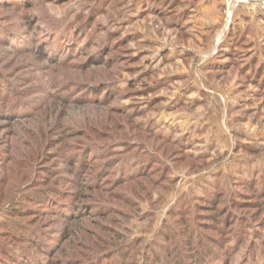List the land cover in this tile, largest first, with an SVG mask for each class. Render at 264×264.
<instances>
[{"label": "rangeland", "instance_id": "obj_1", "mask_svg": "<svg viewBox=\"0 0 264 264\" xmlns=\"http://www.w3.org/2000/svg\"><path fill=\"white\" fill-rule=\"evenodd\" d=\"M151 1L36 0L31 8L0 0V90L9 87L6 97L22 103L21 112L1 110L0 91V264H17L11 256L20 254L46 259L2 235L26 223L52 237L53 264L108 262L123 247L136 249L117 263L154 264L145 252L172 222L169 213L182 203L194 210L214 192L221 204L249 206V236L233 264H248L250 246L260 247L264 214L256 207L264 200L244 184L264 177V64L255 58H264V42L253 46L247 25L231 46L228 35L218 48L212 42L237 11L258 13L264 0H163L157 11ZM68 28L87 44L55 50L49 41ZM49 46L67 62H48ZM77 47L84 49L73 54ZM88 149L110 151L98 165L108 163L113 174L96 191L70 182L72 158ZM137 160L145 173L120 183ZM46 190L66 197L75 215L41 205ZM35 209V218L17 215ZM211 209L200 211V231L225 238L229 214L216 224ZM255 260H264L260 248Z\"/></svg>", "mask_w": 264, "mask_h": 264}, {"label": "trees", "instance_id": "obj_2", "mask_svg": "<svg viewBox=\"0 0 264 264\" xmlns=\"http://www.w3.org/2000/svg\"><path fill=\"white\" fill-rule=\"evenodd\" d=\"M151 1V0H150ZM163 0H155L153 2L154 9L157 11L160 7L157 6L160 2ZM21 2L25 5H32L31 8H35L37 6L36 0H21ZM152 2V1H151ZM167 1L165 0V3ZM143 11V10H142ZM141 11V12H142ZM37 24L39 20V17H37ZM38 27V25L36 26ZM42 27V22L39 24V29ZM4 28V26L2 27ZM35 28V27H34ZM10 32L13 30L12 28L9 29ZM70 28L67 29V31H62L60 35H57L59 37H56L55 39H51L49 43H51L52 47H54L55 50H62L63 48L68 47V43L77 44V41L79 40L81 43L87 44V39L84 40L82 38V35H77L75 30ZM36 31V29H34ZM60 32V31H59ZM15 33H17L15 31ZM116 35V34H115ZM117 36V35H116ZM230 36V37H229ZM230 38V43H228V46L233 45V42L231 40V35L228 34V39ZM49 39V38H48ZM55 40V41H53ZM50 47V46H49ZM50 47L47 53H49L50 57H46V60L48 62H51L52 65H61L65 64V59H54L57 55L58 51H54V49ZM71 47V46H69ZM44 49V48H43ZM80 51L84 49V47H77L76 50H74L73 54H80ZM80 56V55H79ZM60 58V57H58ZM67 62V61H66ZM224 67V65H219L218 67ZM261 84V83H260ZM1 85V84H0ZM3 85V83H2ZM62 86V83H58V87ZM6 86V85H5ZM2 92V99H5L7 101L6 106L3 109H7V112H14V111H20L22 108V103L19 100H15L12 97L8 98L6 97V94L13 93V90L11 91L9 87H5L3 90H0ZM79 99H75L74 101H79ZM14 110V111H13ZM22 111V110H21ZM20 111V112H21ZM146 134L148 136H152L156 138L157 140H162L163 143L169 144L165 138L160 136L159 134H156V130H151L147 128ZM174 145V144H173ZM102 153V152H101ZM101 153H97L94 149H88L85 150V152L81 153L80 155H76L72 158L70 163V174L72 180L70 182L72 184H75V188H78L81 191L85 190H98L99 188L103 187L105 184L107 185V179L109 176H112V169H110V165L108 163H105L101 166L98 165V162L101 160L106 159V154H110V151L107 153H104L101 155ZM140 159V158H139ZM143 160V159H142ZM142 160L139 162H135L131 167L128 169H131L130 172H124L120 180L121 182H128L130 180L135 179L136 177L142 175L145 173V169L147 165H144V162ZM142 167L140 169L136 170L137 166L139 167L140 164ZM157 164L155 160L149 161L148 165L149 167H152L153 165ZM109 167V168H108ZM112 167V166H111ZM91 169L96 170L94 173L90 174ZM110 169V170H109ZM245 189L246 190H252L254 193V196H256L259 200H264V177L261 178L260 181H257L256 179H252L250 181H245ZM223 194L220 193H212V195H205L204 197L200 198L199 200L201 203H198L194 210L185 203L179 204V206L172 210V212L169 213V219L172 220V222H164L163 229L161 230V234H159L158 243L152 246V248H148V251L145 252V261L147 263H154V264H188V262H192L193 264H233V259L235 255L238 252V249L243 246L246 243L247 237L249 236L248 233H246V230L248 231L249 224L248 219L249 217V206L246 204L240 203L237 200L231 198L229 199V204H221L220 200ZM239 198L245 197L242 194L238 195ZM42 197L43 201H41V205H50L54 207H58L57 210L60 211L61 216H71L73 217L75 214L72 212L71 208L66 204L68 201L66 197H62V195L58 194L56 191H42L38 198ZM231 200V201H230ZM220 202V204H219ZM227 204V205H226ZM220 205V207H219ZM218 208H213V207ZM208 211L213 210L215 212L212 220L214 222H219L218 218L221 215H225L226 213L229 214V217L227 216L224 223V228L229 229L225 238H222V234H216L214 231L215 228H211L212 232H214L217 235H219L220 239H215L214 237L209 236L208 234H204L200 231V228L205 227L202 222V218H204L201 215V210L205 209ZM258 212L260 214H264V203L259 204ZM56 209V208H55ZM198 209V210H197ZM223 210V211H222ZM80 211V209H79ZM231 211V213H230ZM233 211V213H232ZM234 212H236L239 216L236 217L233 216ZM29 213L35 218L36 214L38 213V210L35 209L33 211H25L24 212H18L17 215L19 216H26ZM34 213V214H33ZM58 215V214H57ZM58 215V216H60ZM56 216V215H55ZM230 220V221H229ZM13 230V233H7L2 232V235L6 234L13 244L16 245H27L30 250V248H37L39 252L41 253V256H43L46 259H36L33 258V256L29 254H20L15 258H12L14 262L17 264H53V257L52 254L54 252V248L50 246L49 242L52 241V237L47 236L45 230L42 229V232L40 230L34 229L30 224L26 223L24 225L21 224H13L11 225ZM4 229V228H3ZM180 231H179V230ZM4 230H8L7 227H5ZM221 231V229H220ZM223 231V230H222ZM11 232V231H10ZM225 232V231H224ZM62 236H65V231L63 230L60 233L59 239L62 238ZM260 247H256V244L253 243L252 246H250V251L252 252L251 258L248 262V264H264V260L260 263L255 260V257L257 256V250L260 248L262 250V253L264 255V239H260ZM166 245V247H163ZM124 249H121L117 251L115 254L110 257L111 261L108 262L107 260L101 261L102 263L99 264H110V263H117V261H120L119 259H124L129 256L128 253H131L132 249H136V247L130 249L123 247ZM28 250V252H30ZM125 250V251H124ZM137 251H135L136 254ZM161 253V254H160ZM7 256V255H6ZM109 257V258H110ZM105 259V258H104ZM133 260V259H132ZM98 259H96V262ZM95 264V263H94Z\"/></svg>", "mask_w": 264, "mask_h": 264}, {"label": "crops", "instance_id": "obj_3", "mask_svg": "<svg viewBox=\"0 0 264 264\" xmlns=\"http://www.w3.org/2000/svg\"><path fill=\"white\" fill-rule=\"evenodd\" d=\"M188 22H190V20ZM249 24L251 27L249 26ZM245 25L248 26L249 28L248 31L251 32L253 35L252 40H251V43L253 44V46L254 45L259 46V44L262 43V41L264 42V10H259V12L256 13V12L251 11L249 8L248 9L246 8L245 10L237 11L233 19H230V21L227 24L223 25V30L222 32H220V35H219L221 39L219 40L214 39L215 42L214 41L212 42L213 48L214 47L218 48L219 42L222 41V39L228 34H230L234 38L238 31L246 32ZM214 34L216 35L217 33H214ZM255 58H257L258 60V65L264 64V58H262L261 55H258ZM253 59L254 57L251 60ZM218 63L220 64L222 62H218ZM247 63L249 64L250 62L247 61ZM250 70L251 69L248 70V72L246 73V76H249V74L252 72V70L251 71Z\"/></svg>", "mask_w": 264, "mask_h": 264}, {"label": "water", "instance_id": "obj_4", "mask_svg": "<svg viewBox=\"0 0 264 264\" xmlns=\"http://www.w3.org/2000/svg\"><path fill=\"white\" fill-rule=\"evenodd\" d=\"M230 1H234V0H230Z\"/></svg>", "mask_w": 264, "mask_h": 264}]
</instances>
